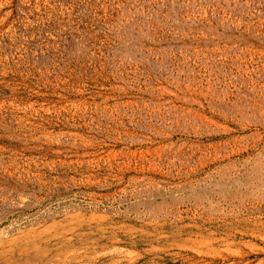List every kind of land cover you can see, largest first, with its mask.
Returning <instances> with one entry per match:
<instances>
[{
  "label": "rangeland",
  "instance_id": "1",
  "mask_svg": "<svg viewBox=\"0 0 264 264\" xmlns=\"http://www.w3.org/2000/svg\"><path fill=\"white\" fill-rule=\"evenodd\" d=\"M0 264H264V0H0Z\"/></svg>",
  "mask_w": 264,
  "mask_h": 264
}]
</instances>
